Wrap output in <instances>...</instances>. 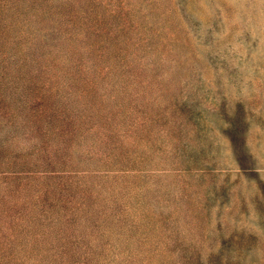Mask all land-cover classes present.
<instances>
[{"label":"rangeland","instance_id":"374dc122","mask_svg":"<svg viewBox=\"0 0 264 264\" xmlns=\"http://www.w3.org/2000/svg\"><path fill=\"white\" fill-rule=\"evenodd\" d=\"M0 264H264V0H0Z\"/></svg>","mask_w":264,"mask_h":264}]
</instances>
